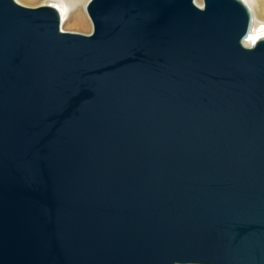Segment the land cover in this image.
Listing matches in <instances>:
<instances>
[{
	"label": "water",
	"instance_id": "water-1",
	"mask_svg": "<svg viewBox=\"0 0 264 264\" xmlns=\"http://www.w3.org/2000/svg\"><path fill=\"white\" fill-rule=\"evenodd\" d=\"M0 0V264H264V35L246 0Z\"/></svg>",
	"mask_w": 264,
	"mask_h": 264
},
{
	"label": "rangeland",
	"instance_id": "rangeland-1",
	"mask_svg": "<svg viewBox=\"0 0 264 264\" xmlns=\"http://www.w3.org/2000/svg\"><path fill=\"white\" fill-rule=\"evenodd\" d=\"M26 6H39L43 4H58L59 6H71L72 15L63 20L61 26L64 30L81 33H90L93 29L92 22L88 16L86 5L89 0H17ZM253 9L254 16L260 20L264 19V0H247ZM203 2V0H202ZM259 31L260 28H259Z\"/></svg>",
	"mask_w": 264,
	"mask_h": 264
},
{
	"label": "bare ground",
	"instance_id": "bare-ground-1",
	"mask_svg": "<svg viewBox=\"0 0 264 264\" xmlns=\"http://www.w3.org/2000/svg\"><path fill=\"white\" fill-rule=\"evenodd\" d=\"M196 3L200 6L203 5L202 0H196ZM247 3L249 4L248 1H247ZM52 5H55L56 7H58V9L62 15V22H63V20H67L72 15V9H71L70 5L69 6H65V5L59 6L58 4H52ZM259 28H260V30L262 28H264V19L260 20L258 18V16L256 15V17L254 16V22H253L252 32L250 34V37L248 40L245 41L246 45H251L256 39H258L260 36L264 35V31H259Z\"/></svg>",
	"mask_w": 264,
	"mask_h": 264
},
{
	"label": "snow or ice",
	"instance_id": "snow-or-ice-1",
	"mask_svg": "<svg viewBox=\"0 0 264 264\" xmlns=\"http://www.w3.org/2000/svg\"><path fill=\"white\" fill-rule=\"evenodd\" d=\"M54 7H55V5H54ZM261 31H264V28H262Z\"/></svg>",
	"mask_w": 264,
	"mask_h": 264
}]
</instances>
